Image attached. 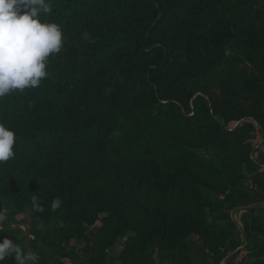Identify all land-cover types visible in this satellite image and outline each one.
Returning <instances> with one entry per match:
<instances>
[{"label": "trees", "instance_id": "obj_1", "mask_svg": "<svg viewBox=\"0 0 264 264\" xmlns=\"http://www.w3.org/2000/svg\"><path fill=\"white\" fill-rule=\"evenodd\" d=\"M50 2L41 18L64 42L49 76L0 99V122L16 134L15 156L0 164V212L50 225L64 251L98 221L78 264H107L124 236L116 264H202L193 235L219 256L239 230L209 214L229 211L221 198L242 183L264 193L254 124L228 126L249 116L264 139V0ZM247 214L259 236L247 257L264 259V210ZM11 239L39 264H66L36 240Z\"/></svg>", "mask_w": 264, "mask_h": 264}, {"label": "clouds", "instance_id": "obj_2", "mask_svg": "<svg viewBox=\"0 0 264 264\" xmlns=\"http://www.w3.org/2000/svg\"><path fill=\"white\" fill-rule=\"evenodd\" d=\"M50 13V0H0V99L37 88L49 76V57L58 54L64 42L61 26L41 18ZM15 144L14 130L0 122V164L15 156ZM31 199L34 210L43 212L39 197L34 194ZM61 204L58 197L53 198L50 208L55 212ZM8 223V217L0 212V231H5ZM9 256L15 264L40 262L36 252H25L8 236L0 235V264Z\"/></svg>", "mask_w": 264, "mask_h": 264}, {"label": "rangeland", "instance_id": "obj_3", "mask_svg": "<svg viewBox=\"0 0 264 264\" xmlns=\"http://www.w3.org/2000/svg\"><path fill=\"white\" fill-rule=\"evenodd\" d=\"M242 93L238 95L239 101L241 100ZM242 103L245 101H241ZM241 103V104H242ZM247 105L244 106V111L246 110ZM243 122H251L255 126V131L253 132V139L251 140L252 146L250 151V157L253 161L257 163L259 166V170L264 171V167L260 165V161L258 159V153L260 151H264V139L260 132V127L257 124L256 120L245 116L242 119H240L238 122H231L229 123V128H234L236 125H239ZM243 185L246 184V186L250 189V184L248 182L242 183ZM241 184V185H242ZM221 197V196H219ZM250 208V207H249ZM256 208V207H254ZM248 209V208H247ZM246 209V212H247ZM257 212H262V210H258L256 208ZM7 217L9 223L6 225L7 235L9 239L12 237H17L22 239L25 244L28 243L30 239L36 240L39 242V244L47 251L49 256L51 258L57 257L61 260H63L66 264H78L80 261V258L84 255L88 254L91 251L92 248V241H93V233L95 230L99 227V222H95L92 226H89L87 228V232L83 235L80 239H72L70 240V245L67 250L61 249V242L59 240H55L52 237V230L50 225H44L39 220H35L33 222L30 221V216L28 215V212H21L20 214H14L10 216L8 214L7 210L2 211ZM228 212V211H225ZM225 212H221L220 214H209V217L211 220L215 222H223L226 220H220L218 216L222 215ZM249 219V218H248ZM231 221H233L231 219ZM236 225L237 223L233 221ZM238 227V225H237ZM239 230V227H238ZM252 239L259 237L257 234L252 233ZM126 237H121L118 242L109 250L107 264H116V257L120 251V249L123 246V242L125 241ZM251 239V240H252ZM189 241L192 244L194 253L199 257L201 263L202 259H205L206 261H209L210 257L214 256H205L202 254L201 250V243L198 240L197 236L190 237ZM251 241L249 244L245 245V247L242 249V256L245 255V258L247 257V248L251 247ZM240 256V258L242 257ZM239 258V259H240ZM249 259H259L263 260V258H249ZM153 264H159L155 259L153 260ZM170 264H174L173 261H171ZM203 264V263H202Z\"/></svg>", "mask_w": 264, "mask_h": 264}, {"label": "crops", "instance_id": "obj_4", "mask_svg": "<svg viewBox=\"0 0 264 264\" xmlns=\"http://www.w3.org/2000/svg\"><path fill=\"white\" fill-rule=\"evenodd\" d=\"M260 165L264 167V151L258 153ZM230 206L228 212L218 216L220 220L232 219L239 227V233L232 238L224 251L217 257H210L209 261L202 259L203 264H264L263 260L249 259L242 256L243 248L249 244L252 234L249 230V219L246 209L256 207L264 210V193L252 192L246 184H242L238 189L231 191L221 198ZM240 256H242L240 258ZM240 258V259H239Z\"/></svg>", "mask_w": 264, "mask_h": 264}]
</instances>
